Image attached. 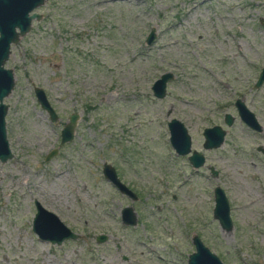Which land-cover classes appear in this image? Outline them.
<instances>
[{"label":"rangeland","instance_id":"1","mask_svg":"<svg viewBox=\"0 0 264 264\" xmlns=\"http://www.w3.org/2000/svg\"><path fill=\"white\" fill-rule=\"evenodd\" d=\"M33 12L3 64L13 74L3 98L12 156L0 162V264H186L193 234L223 264H264V80L253 86L264 66V0H44ZM166 72L156 98L150 87ZM235 99L261 131L239 120ZM71 114L73 138L60 144ZM170 118L202 166L174 153ZM212 125L223 141L204 149L201 132ZM104 162L136 200L103 178ZM215 186L227 198L228 231L212 218ZM34 201L79 237L38 240ZM125 206L133 226L120 221Z\"/></svg>","mask_w":264,"mask_h":264},{"label":"water","instance_id":"2","mask_svg":"<svg viewBox=\"0 0 264 264\" xmlns=\"http://www.w3.org/2000/svg\"><path fill=\"white\" fill-rule=\"evenodd\" d=\"M44 0H0V162L11 158V152L8 148L5 136L4 116L7 105L3 103L13 86V74L8 68H4V62L9 54V47L16 43L18 38L24 35L30 27L32 19H38V15L33 10L40 6ZM31 12V14H30ZM154 39L153 30H150L145 38V43L150 44ZM171 78L170 73H163L152 83L150 89L152 95L156 98H162L165 93V84ZM264 80V66L258 72L257 78L253 84L258 87ZM33 93L40 108L43 109L50 121H56L57 115L49 105L43 90L40 87H33ZM233 106L240 121L248 128L254 131H261V126L257 122L254 114L243 104L240 99H235ZM77 114H71L67 122L59 132L60 144L69 142L74 135ZM232 116L228 113L223 115V122L229 126L232 123ZM166 127L168 130V142L176 155L186 156L188 163L192 168H198L203 164V155L194 149H191L190 136L184 125L175 118H170ZM225 131L218 125L205 127L202 130L204 149H212L221 145ZM261 151L263 149L259 148ZM56 149L50 150L45 159L53 156ZM211 174L216 175L215 170H210ZM101 174L120 194L127 196L131 201L136 200V194L119 180L115 169L107 162L102 163ZM213 208L212 218L215 219L222 230L231 229V220L229 217V206L223 190L219 186L212 189ZM34 214L31 221V231L38 240L46 241L50 244L59 245L63 240L76 239L79 234L67 228L59 218L44 209L37 201H34ZM120 221L127 226H133L136 223L135 213L131 206H125L120 210ZM106 239L104 234H98L95 237L96 242H103ZM191 243L194 250L188 254L186 264H223L220 259L211 252L200 240L193 234Z\"/></svg>","mask_w":264,"mask_h":264},{"label":"flooded vegetation","instance_id":"3","mask_svg":"<svg viewBox=\"0 0 264 264\" xmlns=\"http://www.w3.org/2000/svg\"><path fill=\"white\" fill-rule=\"evenodd\" d=\"M213 126V125H212ZM211 127V126H210ZM205 128V127H204ZM203 130V129H202ZM202 133V132H201ZM203 148V147H202ZM204 158V157H203ZM187 159V158H186ZM203 163H204V161H203ZM203 165V164H202ZM201 165V166H202ZM116 173V172H115ZM117 175V174H116ZM118 177V176H117ZM120 180V179H119ZM126 185V184H125ZM127 186V185H126ZM193 250H194V247H193ZM191 253V252H190ZM188 256V255H187ZM186 260H187V257H186Z\"/></svg>","mask_w":264,"mask_h":264}]
</instances>
